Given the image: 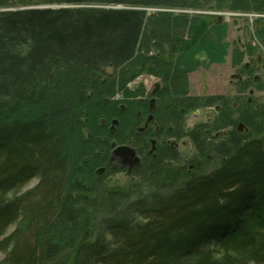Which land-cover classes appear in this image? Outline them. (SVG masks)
Instances as JSON below:
<instances>
[{"label":"trees","instance_id":"obj_1","mask_svg":"<svg viewBox=\"0 0 264 264\" xmlns=\"http://www.w3.org/2000/svg\"><path fill=\"white\" fill-rule=\"evenodd\" d=\"M230 1L264 10V0H46L62 6L0 11V264H264V103L241 105L256 134L229 132L207 162L143 159L135 170L155 181L138 191L103 185L97 148L109 144L83 132L97 134L102 113L132 134L137 112L125 120L111 96L142 72L168 80L166 56L199 21L188 10Z\"/></svg>","mask_w":264,"mask_h":264},{"label":"rangeland","instance_id":"obj_2","mask_svg":"<svg viewBox=\"0 0 264 264\" xmlns=\"http://www.w3.org/2000/svg\"><path fill=\"white\" fill-rule=\"evenodd\" d=\"M235 3L233 1L228 2L222 6L220 9H209V10H194L189 9L190 15H200L199 21L196 23H193L192 25V33L193 39L189 40L184 37L183 44L180 48V54L179 62L188 63L189 61H186V52L190 50L191 43H197L198 44V53H201V50L205 49L203 47V44L200 42L204 41V44L206 43V35L212 31L217 30V32H220L222 36L220 37V47L224 50L222 54L216 53V55H220V59H216L218 63H213L211 66V81L208 82L206 79V71L207 69H201L203 71L200 75V71H197V75L192 76L191 81L192 84L186 80L184 76L178 77L176 80L168 83L169 85H172L171 90L173 91V94L176 96V99L180 101L181 105H185L188 103V108H192L190 110L189 116H186L185 118H182L181 124H180V132L179 127L175 131V133H172L173 137L176 139H172V141L178 142V150H175V153L177 154H171L168 155L169 152H163L162 150L158 149L157 156L159 155L164 163H167L169 165H172L174 167H180V166H191L194 164L195 161L200 162H207L208 157L207 155H216V152L214 150V146L220 144L221 142H225V139H227V136L229 132L235 131L236 134H238L241 137L250 136L256 134V130L253 127H249L245 124L242 119H226L222 118L216 120V116L218 115V111L216 110V105H214V109L210 110V116L213 117V119L208 122L207 117L205 114L206 112L202 110L201 114L199 115L198 119H194L193 116L195 114L199 113L198 110H193L197 108L194 106L196 104L197 106H201V95H207L209 92L212 93H226L227 95V105L225 106L224 110H227L229 113L231 112L232 115L237 113V109L239 108V111H244V107L241 105H245L249 100L250 103L253 105L263 104L264 103V43L262 39H264V30L261 29L259 32L257 31V27L260 25H264V10H255V9H248L241 5V12L245 13V16L240 15V17H232L231 15H213L214 11H230L233 8V5ZM95 5V4H94ZM36 6V7H35ZM46 6H60V5H52L49 3H46V0H12V4H10L8 7L0 8V11H9V10H17L20 8H30L35 7L34 9H43L46 8ZM95 6H104V5H95ZM125 6V5H124ZM126 7V6H125ZM128 7V6H127ZM224 8V9H223ZM149 10L153 12V10L159 11L160 8L157 7H151ZM244 10V11H243ZM203 12H208L209 14H203ZM214 22L211 27H209L210 22ZM258 22V24H256ZM201 38V39H200ZM227 40L230 45L224 44ZM255 42L257 44V50L250 52V56L247 54H243L242 58L243 60H240V66H244L247 63H250V67L253 69H249L246 72H243L242 69H240L239 66H235L234 62H236L235 56L236 54L233 52H239L241 54V51L243 49L249 50L251 48L252 43ZM205 46V45H204ZM220 47H216L217 49H220ZM228 47V48H227ZM232 49V50H231ZM215 51V50H214ZM250 51V50H249ZM196 53V52H194ZM201 55V54H200ZM184 58V59H183ZM232 58V59H231ZM227 59V61H225ZM184 60V61H182ZM196 68L200 65V61L196 60L194 56H191V60ZM213 61H211L212 63ZM237 64H239L237 62ZM200 70V68H197ZM242 73V74H241ZM178 73H175V76ZM258 75L261 77L260 80L257 82H254V87H250L247 80L250 77V80ZM178 76V75H177ZM245 79V82L240 84V79ZM132 81V80H131ZM227 81L226 88L223 86V83ZM156 80L149 81L148 85L153 87ZM132 87V90H135L136 84H130ZM125 85V87H127ZM238 86L242 87L241 91H238ZM125 87H119L116 93L111 96V102L115 103L117 102V108L121 110V104H124L125 106L132 103H129V97L130 94L127 91ZM122 88V89H120ZM129 90L130 88L127 87ZM261 88V89H260ZM123 92V94H121ZM221 96H212L211 100L216 101L215 103L222 104L221 101L218 99L223 98ZM118 97V98H117ZM238 97V100H237ZM235 98V100H234ZM229 99V100H228ZM237 100L236 107L232 108L231 106L234 105L235 101ZM136 101V100H135ZM230 103V104H228ZM223 106V105H222ZM202 107V106H201ZM229 107V109H228ZM141 108L140 104L134 103L132 106V111H137ZM128 112V109L125 110ZM131 111V112H132ZM125 112V113H126ZM212 114V115H211ZM114 118H117L116 116H108V115H102L98 117V123L100 125V129L97 130V134H95V130L88 125L87 128L84 129V136L85 138H88V140H92L95 138H102L106 141V143L109 144V147L106 151L101 152V149L97 148L98 152L105 154V159H108L111 155V150L115 145H123V144H129L132 146H137L138 152L140 153V156L143 158L147 154L148 148L141 140L143 137L139 139H135L133 136L128 139V136H126V139H122L120 137L119 129L122 126L123 119H120L119 125L116 127L114 131L111 130L112 121ZM118 119V118H117ZM128 118L125 116V120ZM258 119V118H256ZM260 119V118H259ZM130 120V119H129ZM136 120H133L134 125ZM203 123L202 127L204 128V132H201L198 130V132L202 135L201 142L194 143L192 141L191 133L194 132L195 129H197V125ZM264 124V122H262ZM240 124L242 126L240 127ZM138 125V124H137ZM142 125V124H141ZM188 128L190 129V132ZM166 134H169L167 132ZM170 135V134H169ZM171 136V135H170ZM77 138L73 139V143L77 146ZM78 150V148H77ZM171 153H173L170 150ZM211 156V157H212ZM213 158V157H212ZM119 164L120 162L116 161L115 164ZM207 166V169L210 168L211 164L205 163ZM103 167V165H99L95 168L96 170ZM127 169V168H126ZM124 168L113 170L111 172H103L100 174V178H102L103 185L107 186L108 189L113 191H120L121 189L125 190H134L138 191L140 189L147 187L149 184H152L153 181H155L150 176V172L147 173L145 177H142L144 175L143 169L139 170H133L129 173ZM39 179L34 178L29 183H27L25 186H23L21 189H18L19 193L24 192L25 190H28L32 187H34L38 183ZM118 194L119 192H115ZM15 224L11 225L8 232L12 231L15 228ZM4 257V254H0V260Z\"/></svg>","mask_w":264,"mask_h":264},{"label":"flooded vegetation","instance_id":"obj_3","mask_svg":"<svg viewBox=\"0 0 264 264\" xmlns=\"http://www.w3.org/2000/svg\"><path fill=\"white\" fill-rule=\"evenodd\" d=\"M215 21L210 22L209 23V27L212 26V24H214ZM211 33H208L206 36V38H209ZM192 40L193 39V34H190L188 37H186V39ZM205 38V39H206ZM201 39V38H200ZM225 41V45L228 44L230 45V43L227 40H223ZM201 44H203L204 47V41L202 39V41L200 42ZM183 44V40L181 42V46ZM198 44L199 41L197 43H191V46L189 47L190 50L186 52V61H189L188 63H184V62H179L180 58L179 56V52H180V48L178 49V51L174 54L173 58H171L170 56H166V58L171 61L170 64L172 66V74H170V76L167 78L168 80H165L163 73H148V72H142L139 75H137V79L138 81H140V85H138V87L130 94L129 97V103H132V105L130 106V104L125 106L124 104H121V112H126L125 110L128 109V112H126V117L128 119H132L134 112L132 111V106L134 105V103L136 104H140L141 108L139 110H137V116L138 118L135 121V125L132 122L131 124V132L132 134H130V132L128 133V139H130L132 136L137 140L141 137H143L141 140L143 141V143L146 145V147L148 148L149 152L150 150H153L155 152V154L153 155L152 158L157 157V151L158 149L164 151H169V149L171 151H173L175 153V150H178L179 148V144L176 141H172V139H176L173 137L172 133H175V131L177 130V128L180 126L181 124V120L182 118H185L186 116H189L190 114V110H192V108H188V103L185 105H181L180 101L176 99V96L173 94V91L171 90L172 85H169L168 83L176 80L178 77L180 76H184L186 78V80H188L189 83L192 84L191 78L194 75H197V71H200V75L203 71H201V69H207L206 71V79L208 82L211 81V66L213 65V63H218V61L214 60L213 61V57L212 55L208 52L207 48L206 50L203 49L201 50V53H198ZM227 46V45H226ZM228 48V47H227ZM232 50V49H231ZM247 51L246 49H243L241 51V54L239 52H235L233 51L236 56L235 59L236 62H234V65L237 67L239 66L240 69L243 70V72L248 71L249 69L253 70L250 67V63H247L246 65H242L240 66V60L242 61V55L244 54V52ZM196 52V53H194ZM220 54H222L221 52H218ZM201 54V55H200ZM194 56V58H196V60L200 61V65L197 68H200V70H198L195 66V64L190 61L191 60V56ZM184 59V58H183ZM232 59V58H231ZM184 61V60H182ZM211 61H213L211 63ZM227 61V59L225 60ZM237 62L239 64H237ZM175 73H178V76H175ZM242 74V73H241ZM249 79L247 80L248 84L250 87H254V82H257L258 80L261 79L260 76L256 75L253 80H250V77H248ZM155 84L153 87L150 86H146V84L148 85L149 81H155ZM239 82L240 84H242L243 82H245V79H240ZM227 81L225 83H223V86L227 85ZM242 87L238 86V91H241ZM136 93V94H135ZM223 98L218 99L219 101L222 102V104H218L215 103L216 101H212L211 98L212 96H221ZM136 100V101H135ZM229 100V99H228ZM235 100V98H234ZM238 100V97H237ZM237 100L235 101L234 105H232V108H237L236 104H237ZM201 106H197L196 104H194V106H196L197 108L193 109V110H198L199 113L195 114L194 119H198L199 115L201 114L202 110L204 112H206L205 114L207 117L208 122H210L213 117L210 116L211 112L210 110L214 109V105H216V110L218 111V115L216 116V120L219 118H226L227 114V110H224L226 103H227V95L226 93H212L209 92L207 95H201ZM249 102H251L249 100ZM180 104V105H179ZM223 105V106H222ZM260 105L257 104V107H259ZM176 108V110L174 111V109ZM132 111V112H131ZM237 113L232 115L231 119H242L243 115L241 114V112L239 111V108L236 110ZM212 115V114H211ZM228 116V115H227ZM118 121L120 122L119 117ZM118 122V125H119ZM138 124V125H137ZM142 124V125H141ZM117 125V126H118ZM202 125H204L203 123L198 124L197 129H195L194 132H190L191 128H188L189 131L191 133V137H192V141L195 143L194 140V136H198L200 135L202 137V135L198 132V130H200L201 132H204V128L202 127ZM116 126V127H117ZM135 126V127H134ZM117 128L111 129L112 131H114ZM167 132H169V134H166ZM179 132H180V127H179ZM116 146V145H115ZM132 146V145H131ZM134 148L137 149V153L140 156V153L138 152V148L137 146H133ZM113 149L112 148V152L111 155L109 156L108 163H103V167L99 168L102 170L103 172H108V166L110 167L111 165L113 166V169L116 170V168L119 166L120 169L124 168L127 171H129V173L131 171H133L135 168H137L138 166H132L130 163H126L123 164L124 162L122 161V159H120L119 157H115L113 158ZM141 162L143 159L148 158L147 155H145V157H141ZM118 161L120 162V165L117 163L115 164V162ZM112 163V164H111ZM141 164V163H140ZM194 165V164H193ZM193 165L191 166V168L193 167ZM99 169L96 170L97 175L100 176V173H98Z\"/></svg>","mask_w":264,"mask_h":264},{"label":"water","instance_id":"obj_4","mask_svg":"<svg viewBox=\"0 0 264 264\" xmlns=\"http://www.w3.org/2000/svg\"><path fill=\"white\" fill-rule=\"evenodd\" d=\"M36 7V6H35ZM30 7V8H35ZM50 6H46V8H49ZM51 7H60V6H51ZM118 119H114L112 121V128H115L118 124ZM242 124H240V127ZM119 157L124 162L123 164H126L127 162L130 163L132 166H138L141 163V158L137 153V149L133 146H130L128 144L123 145H116L113 149V158ZM98 173H102V170L99 169Z\"/></svg>","mask_w":264,"mask_h":264},{"label":"crops","instance_id":"obj_5","mask_svg":"<svg viewBox=\"0 0 264 264\" xmlns=\"http://www.w3.org/2000/svg\"><path fill=\"white\" fill-rule=\"evenodd\" d=\"M210 33L211 34H210L209 38H206V43L204 44L205 45L204 47H205V50L207 48L208 52L212 56L216 57V59H218L220 57V55H216V53H218V52L223 53L224 52V50L219 45L220 37L222 36V34L220 32H217V30L212 31ZM206 36H208V35H206ZM216 47H220V49H217ZM214 57H213V61L216 60Z\"/></svg>","mask_w":264,"mask_h":264},{"label":"bare ground","instance_id":"obj_6","mask_svg":"<svg viewBox=\"0 0 264 264\" xmlns=\"http://www.w3.org/2000/svg\"><path fill=\"white\" fill-rule=\"evenodd\" d=\"M110 8H117V9H119V8H125V6H123V5H108ZM20 9H29V8H25V7H23V8H20ZM150 9V8H149ZM148 9V11H149V13H150V10ZM205 12H203V14H204ZM118 125V124H117ZM155 154V152L153 151V150H150V152H149V150L147 151V156H149V157H153V155Z\"/></svg>","mask_w":264,"mask_h":264}]
</instances>
